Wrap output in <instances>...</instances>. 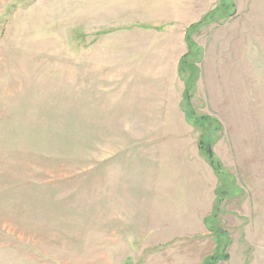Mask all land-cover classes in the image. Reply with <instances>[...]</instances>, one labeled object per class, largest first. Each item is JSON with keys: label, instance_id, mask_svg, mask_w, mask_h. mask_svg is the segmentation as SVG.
Instances as JSON below:
<instances>
[{"label": "rangeland", "instance_id": "374dc122", "mask_svg": "<svg viewBox=\"0 0 264 264\" xmlns=\"http://www.w3.org/2000/svg\"><path fill=\"white\" fill-rule=\"evenodd\" d=\"M211 263L264 264V0H0V264Z\"/></svg>", "mask_w": 264, "mask_h": 264}, {"label": "trees", "instance_id": "16d2710c", "mask_svg": "<svg viewBox=\"0 0 264 264\" xmlns=\"http://www.w3.org/2000/svg\"><path fill=\"white\" fill-rule=\"evenodd\" d=\"M219 250H221V246H220V244L219 243H217V250H216V253H218L219 252ZM221 254H222V252H220ZM218 254H216V256H210L209 258L210 259H212L214 262H215V260L216 259H218ZM220 258H225V255L224 254H222L221 256H220ZM212 264V263H211Z\"/></svg>", "mask_w": 264, "mask_h": 264}, {"label": "crops", "instance_id": "0c3cea01", "mask_svg": "<svg viewBox=\"0 0 264 264\" xmlns=\"http://www.w3.org/2000/svg\"><path fill=\"white\" fill-rule=\"evenodd\" d=\"M124 125H127V126H128V124H124ZM183 221H184V220H183ZM158 231H159V230H156L155 228H152L151 231H149L150 233L148 232V233H149V236L152 235V234H154V235H158V236H159V235H162V232H161L162 230L159 232L160 234H157ZM144 234H146V233H144ZM150 240H151V239L148 238V243L150 242ZM150 256H152V254H151Z\"/></svg>", "mask_w": 264, "mask_h": 264}]
</instances>
